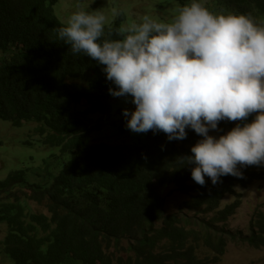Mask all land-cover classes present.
I'll list each match as a JSON object with an SVG mask.
<instances>
[{"label":"trees","instance_id":"16d2710c","mask_svg":"<svg viewBox=\"0 0 264 264\" xmlns=\"http://www.w3.org/2000/svg\"><path fill=\"white\" fill-rule=\"evenodd\" d=\"M58 1L0 0V119L38 123L45 146L59 149L40 172L0 180L4 252L12 264H218L227 244L210 222L225 223L240 208L236 200L220 209L225 195L264 180V131L254 123L264 113L235 122L257 152L226 162V138L212 145L208 134L209 124L222 133L230 126L217 107L227 94L215 82L264 77V0L188 5L177 29L186 44L149 31L134 41V55L123 48L119 56L114 50L129 37L122 19L90 34L57 18ZM212 9L224 20H205ZM128 93L140 94L137 108L115 111L113 98ZM137 120L146 135L134 144L91 140L106 126L126 133ZM166 185L188 197V211L215 216L165 215ZM254 224L244 241L259 248L264 216ZM123 240L132 255L115 254ZM203 245L212 258L199 257Z\"/></svg>","mask_w":264,"mask_h":264},{"label":"rangeland","instance_id":"374dc122","mask_svg":"<svg viewBox=\"0 0 264 264\" xmlns=\"http://www.w3.org/2000/svg\"><path fill=\"white\" fill-rule=\"evenodd\" d=\"M212 0H59L54 5V13L65 25L73 29L85 30L90 34H100L116 22H119L121 29L128 34L127 42L119 47V52L127 48L132 53L134 41H144L147 39L149 31H161L164 37L174 38L186 44L188 42L185 34L179 27V17H182V10H186L188 5L196 6L197 9L207 7ZM206 19L224 20L221 13L212 10L205 11ZM121 16V17H119ZM224 23V22H222ZM175 30L176 33H172ZM184 41V42H183ZM134 55V53H133ZM3 57V55H0ZM6 58V57H5ZM220 66H216L219 68ZM223 67H221L222 69ZM216 86L223 88L228 99L227 103L222 102L217 107L224 108L227 115L223 126L226 127L222 133L219 128L209 124L208 134L210 144L223 145L222 138L225 137L228 149L225 151V161L239 160L245 156L247 150L257 152L258 145L249 143L243 134L234 128V124L240 114L259 110L264 112V77L259 73L230 76L226 80H216ZM139 93H128L123 96L113 98L114 110L132 108L136 109L139 103ZM151 98H147L150 102ZM262 130L264 123L255 122ZM38 123L30 122L22 127H15L10 122L0 119V180H4L13 172L31 169L40 172L43 169V161L52 153H59V149L47 147L42 141V137L37 131ZM146 135L142 122L137 120L131 124L129 131L120 133L113 127L106 126L99 133H94L91 140L110 143H136ZM103 137L105 138L103 140ZM28 142V143H27ZM264 169V151L261 161ZM19 189H15L17 192ZM236 195L227 194L222 200L220 209L240 200L241 206L236 214L225 223H216L215 227L210 222L211 228L219 231L225 237L226 250L218 264H264V245L255 248L248 242L246 237L250 235L255 222L264 216V180L255 181L246 188L237 186ZM161 194L165 198V215L186 214L188 218H199L207 221L215 216V213H205L204 211H188L184 207V202L188 197L179 191H175L173 185L161 187ZM32 209L36 212H46L44 208L32 204ZM156 222V220H153ZM159 225V223H156ZM161 225H159L160 227ZM189 227V225H186ZM190 228L195 229L193 225ZM8 225L0 220V264H12L7 254L4 252L3 241L8 234ZM230 235V236H229ZM237 239L234 240L233 237ZM122 248L115 251L117 256L124 257L125 254L132 255L128 251V242L123 240ZM158 250H162L158 248ZM113 252V250H110ZM213 252L204 245L201 247L199 257L212 258Z\"/></svg>","mask_w":264,"mask_h":264},{"label":"clouds","instance_id":"9594fccd","mask_svg":"<svg viewBox=\"0 0 264 264\" xmlns=\"http://www.w3.org/2000/svg\"><path fill=\"white\" fill-rule=\"evenodd\" d=\"M115 51V53L119 56L120 55V52H119V50L118 49H115L114 50ZM254 110V109H253ZM253 110H251V111H253ZM250 111V112H251ZM257 111H259V110H257ZM259 112H261V111H259ZM247 113H249V112H245L244 114H240L239 116H238V118L240 117V116H243V115H245V114H247ZM261 113H264V112H261ZM237 118V119H238ZM237 121V120H236ZM255 122H261V121H255ZM254 122V123H255ZM261 123H264V122H261ZM256 125V124H255ZM259 127V126H258ZM234 128L236 129V130H238V131H240L238 128H237V126L234 124ZM262 131H264V130H262ZM241 132V131H240ZM242 133V132H241ZM243 134V133H242ZM243 136L245 137V135L243 134ZM245 139L251 144V143H255V144H257L255 141H251V140H248L246 137H245Z\"/></svg>","mask_w":264,"mask_h":264}]
</instances>
